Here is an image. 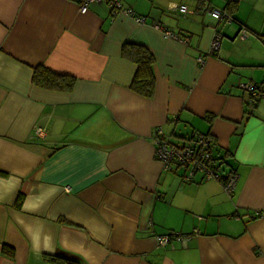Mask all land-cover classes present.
Instances as JSON below:
<instances>
[{
  "label": "crops",
  "instance_id": "1",
  "mask_svg": "<svg viewBox=\"0 0 264 264\" xmlns=\"http://www.w3.org/2000/svg\"><path fill=\"white\" fill-rule=\"evenodd\" d=\"M80 1L0 0V264H264V99L238 86L264 84V0H234L229 23L210 14L227 0H121L144 23ZM125 44L152 54V97L131 89ZM40 65L72 89L34 85ZM156 128L211 134L232 195L164 169ZM168 232L191 237L160 246Z\"/></svg>",
  "mask_w": 264,
  "mask_h": 264
},
{
  "label": "built area",
  "instance_id": "2",
  "mask_svg": "<svg viewBox=\"0 0 264 264\" xmlns=\"http://www.w3.org/2000/svg\"><path fill=\"white\" fill-rule=\"evenodd\" d=\"M227 1L230 2L232 0ZM91 2H104L112 14L122 12L131 16L136 22H145L143 17L136 15L131 9L124 7L121 0H81L80 10L84 12L87 9V5ZM179 8L182 11L186 10L184 5H180ZM210 14L223 22L229 23L233 21L226 8L222 10L212 9ZM155 27H159L166 37L182 40L178 34L159 25ZM240 37H246L243 30H241ZM219 38L220 35L214 33L207 55L213 54L218 48ZM198 61L202 63L203 57L199 56ZM238 86L247 93L249 100L257 101L264 99V84L248 81L239 83ZM43 133L44 130L40 126L35 127L34 134L36 136H43ZM152 138L154 158L162 164L164 169L181 171L185 180H194L195 177H198L201 181L214 180L221 185L225 194L228 196L232 195L237 181V174L233 169L226 170L223 159L215 154V142L211 134L195 132L185 139L184 143L179 145L171 141L170 134L165 133L161 128H156L152 132ZM260 215H264V211L260 212ZM190 237L191 234L168 232L158 236L157 240L160 246L174 247L175 242L184 243Z\"/></svg>",
  "mask_w": 264,
  "mask_h": 264
},
{
  "label": "trees",
  "instance_id": "3",
  "mask_svg": "<svg viewBox=\"0 0 264 264\" xmlns=\"http://www.w3.org/2000/svg\"><path fill=\"white\" fill-rule=\"evenodd\" d=\"M226 9L230 14L234 12V0L228 2ZM121 54L123 57L133 61L137 65V70L131 83V89L144 97H152L155 90V80L152 72L154 58L150 51L146 47L141 45L125 44L122 47ZM74 82L75 78L73 76L53 72L45 66L40 65L33 68L32 83L38 87L49 90L70 91L74 85ZM247 102L248 104L255 103V101L249 100V97L247 98ZM249 114L250 111L246 112L247 116ZM192 134L185 137V139L189 138ZM224 166L226 169L225 164ZM226 170L231 169L228 168ZM21 200L22 194L18 193L16 197L17 206H19ZM2 250L3 252H10V249L7 246H4ZM49 260L57 262L59 264H75V261L63 257H49Z\"/></svg>",
  "mask_w": 264,
  "mask_h": 264
},
{
  "label": "rangeland",
  "instance_id": "4",
  "mask_svg": "<svg viewBox=\"0 0 264 264\" xmlns=\"http://www.w3.org/2000/svg\"><path fill=\"white\" fill-rule=\"evenodd\" d=\"M177 133H181V132H179V131L177 130Z\"/></svg>",
  "mask_w": 264,
  "mask_h": 264
}]
</instances>
